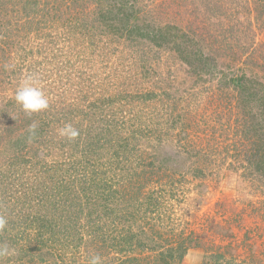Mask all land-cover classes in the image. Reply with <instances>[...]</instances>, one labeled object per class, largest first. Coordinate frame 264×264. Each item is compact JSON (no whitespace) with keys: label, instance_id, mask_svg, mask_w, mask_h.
<instances>
[{"label":"rangeland","instance_id":"obj_1","mask_svg":"<svg viewBox=\"0 0 264 264\" xmlns=\"http://www.w3.org/2000/svg\"><path fill=\"white\" fill-rule=\"evenodd\" d=\"M127 1L131 11L115 0H0V245L15 250L0 264H264V0ZM28 76L47 109L16 103ZM41 116L52 124L37 136L45 147L27 134ZM99 117L119 120L128 146L94 155L87 135L74 146L59 134L93 130ZM103 155L123 184L92 209L49 204V186L75 175L30 178L38 159L67 169L70 157ZM21 183L37 188L23 206ZM11 210L28 225L13 226Z\"/></svg>","mask_w":264,"mask_h":264},{"label":"trees","instance_id":"obj_2","mask_svg":"<svg viewBox=\"0 0 264 264\" xmlns=\"http://www.w3.org/2000/svg\"><path fill=\"white\" fill-rule=\"evenodd\" d=\"M115 1L117 2L118 6L125 8V10L127 9L126 11H129V10L131 11V8H129L131 7V5L128 3L127 0H115ZM232 80H234V77H232ZM239 80L240 79L236 78L234 82L238 84ZM72 114L73 113H71L70 115L71 118H72ZM97 122L98 124H96L95 129L93 128V130L95 131H93L92 128L90 129V127L87 130L80 129L78 131L79 135L75 138V141L77 140L76 143L73 144V142H71V144L74 146L80 145L81 144L80 140L82 136L87 135L88 138L84 141L85 142L84 144H87V148L89 147V149H87V152L92 153L94 155H98L99 153H96V150L97 151L101 150L104 148V146L113 147V148L128 146L126 143H119L120 141H118L119 139L118 134L115 135L118 125L120 126L119 120L117 121V119L115 120L114 118L104 120L102 117H99ZM51 126H52L51 119L47 120L46 117L41 116L40 119L38 120V123L36 124V128L34 131H30V128H27L28 129L27 134L29 135L28 139L33 137L35 142L40 143V145L44 146L46 143L38 140L37 136L38 135L43 136L44 138L46 134H49L48 130H50L49 128ZM76 127H77V124L75 125V128ZM261 137H264V131H262ZM51 139L52 138L50 137V140ZM59 143L61 147L63 148L65 147L64 141H61ZM262 145L264 146V141H262ZM100 153H103V152L100 151ZM115 154H118V151H115ZM104 157L105 155H103L102 158ZM140 159H141V156H140ZM44 163L45 162L42 161L41 159L36 160L33 164L34 165L40 164L41 169L38 172H35L34 174L30 176V178L36 181V183L39 181L42 184V186L45 183V180H44L45 172L47 171H54V172L64 171L69 176H71L72 174L75 175V177L72 176L71 179L63 178V180L61 179L60 182L55 183L53 186L51 185L49 186L50 193H51L49 194V197H50L49 204L51 205L52 208H55V209H58L59 206L67 205V203H68V206H72L73 204L71 203V201L75 202V205H84V207L86 206V208H90L91 206L96 207L99 200L101 199L104 202L114 200L115 199L114 193H116L115 191L116 185L123 184V180L120 179L119 174L111 170L114 160L108 158V155L103 159L102 162L100 160V157H98V159L91 158V161L89 159L85 160L83 163L80 162L79 159H72L70 157L68 159H65L64 161L65 165H67V169L64 168L62 164L60 163L58 164V162H55V161L52 164H44ZM255 164H256L255 165L256 171H260L264 175V152L261 153L259 158L255 161ZM99 167H101L102 169H98ZM40 172L44 174L43 177L39 174ZM4 176H1V178L3 179ZM56 177H57V174L56 176H54V174H51L49 176L51 181H54ZM140 180H142V182H145L146 179L143 177V175L142 177H138V178H134L132 175L129 176V182H132V181L139 182ZM21 182H24V181H21ZM125 182H126V179H125ZM24 184L25 183H21L20 185L22 187L21 189L22 194L17 196L16 198V202L18 199V201L22 203L20 206H23L24 204H28L32 200V197L28 193L27 190L32 191V188L37 189L35 185L30 186V185H26V184L24 185ZM77 187H78V190H77ZM166 192L170 194V192L168 191ZM44 195H45V192H44ZM75 199L80 200V202L76 203ZM87 205H91V206L88 207ZM158 206L159 205L157 204V199L156 200L151 199L148 205L150 210L155 209V207H158ZM2 212L3 211H0V214H4ZM11 212H12V215H14L11 218V219H14L13 226H22L23 224L28 225L27 219H25V215L23 216L19 215L17 217L18 215L17 210L15 211L11 210ZM113 212H114V209L110 210L109 208H107L105 213L111 215ZM125 242L128 243V241H125ZM176 246L173 249L181 250V248L176 247ZM159 254H162V253H159ZM172 254H173L172 252H168V256H165V257L171 258ZM180 255L181 253H179V256ZM145 258L147 257L144 256L143 260L145 261L143 263H139L136 258H133V259L124 258L118 264H150L152 262V261H149V259L146 260ZM166 260L167 261H165L163 264L169 263V259H166Z\"/></svg>","mask_w":264,"mask_h":264},{"label":"clouds","instance_id":"obj_3","mask_svg":"<svg viewBox=\"0 0 264 264\" xmlns=\"http://www.w3.org/2000/svg\"><path fill=\"white\" fill-rule=\"evenodd\" d=\"M15 101L26 113L40 112L49 107L48 98L38 86V81L32 76L26 77L17 88L15 92ZM35 128V124L31 125L30 131H34ZM59 134L68 139H75L79 135V132L71 124H67L59 130ZM7 224V218L4 215H0V230L5 229ZM14 253V249L9 248L7 245H0V258L9 257L14 255ZM88 264H103V261L99 255H92Z\"/></svg>","mask_w":264,"mask_h":264}]
</instances>
